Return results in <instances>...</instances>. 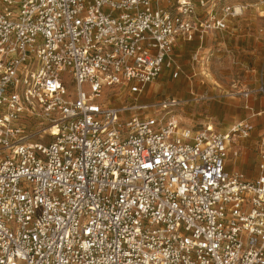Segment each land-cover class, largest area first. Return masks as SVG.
Here are the masks:
<instances>
[{
  "label": "built area",
  "instance_id": "2783aa9c",
  "mask_svg": "<svg viewBox=\"0 0 264 264\" xmlns=\"http://www.w3.org/2000/svg\"><path fill=\"white\" fill-rule=\"evenodd\" d=\"M216 6L0 0V264H264V137L251 179L227 169L249 121L182 124L208 94L139 101L248 8Z\"/></svg>",
  "mask_w": 264,
  "mask_h": 264
},
{
  "label": "crops",
  "instance_id": "0c3cea01",
  "mask_svg": "<svg viewBox=\"0 0 264 264\" xmlns=\"http://www.w3.org/2000/svg\"><path fill=\"white\" fill-rule=\"evenodd\" d=\"M230 21L227 30L211 32L203 40L196 37L190 42L180 41L179 43H183L180 46L178 43L175 48V55L179 63L180 55H193V62L205 61V55H233L241 59L242 62H245L249 57H254L251 69L253 71L262 69L263 63L259 58L264 55V27L259 28L257 22L247 19H241L232 24ZM261 75L263 79V73ZM185 76L189 81L190 89L186 91L185 86L182 85L175 96L192 99L195 95L208 94L213 97L209 101L190 102L186 105L189 113L186 112V107L182 108L188 115L189 124L187 126L201 128L207 123H212L220 132H227L233 125L241 121H249L253 124L254 128L250 136L241 141L243 148L240 155L234 157L230 154L227 160V169L242 171L247 177L255 179L259 174L261 161L259 144L261 138L264 137V98L255 97L252 100H246L237 96H229L228 92L217 93L215 87L201 85V87L195 88L193 79L197 76L196 69ZM201 84H205V81L201 80ZM188 106L190 107L188 108Z\"/></svg>",
  "mask_w": 264,
  "mask_h": 264
},
{
  "label": "rangeland",
  "instance_id": "374dc122",
  "mask_svg": "<svg viewBox=\"0 0 264 264\" xmlns=\"http://www.w3.org/2000/svg\"><path fill=\"white\" fill-rule=\"evenodd\" d=\"M215 2L217 3V9L227 3L248 5L244 15L239 18L231 19L230 24L241 19H247L257 22L259 28L264 27V0H215ZM197 9L200 13L205 11L199 5H197ZM182 43L183 42L179 43V46ZM192 56L191 54L180 55L179 58L185 74L196 69L197 76L193 79L195 88L203 85L205 87H215L214 89L217 93H232L234 91L240 92L244 88L259 90L264 83V55L259 58L263 65L262 69H258V71H253L251 69L254 57H249L245 62H242L241 59L233 55H205V61L193 62ZM184 73H180L175 77L176 75L173 70L165 69L161 77L151 83L146 89V92L139 96V101L150 102L164 96H175V93L182 88V85H184L185 90L188 91V89H190V84ZM201 80H204L205 84H201ZM169 87L171 88L169 89ZM106 92V96L112 93L111 89H107ZM237 97L245 99L242 95ZM255 97L264 98V93L261 91L259 93H253L249 99L252 100ZM183 107H186V105ZM183 107L175 109V113L182 124L188 125L187 113L189 112L186 107V113L182 109ZM189 107L190 106H188V108ZM239 148H243L241 141Z\"/></svg>",
  "mask_w": 264,
  "mask_h": 264
}]
</instances>
